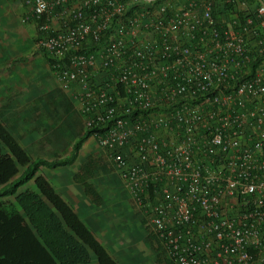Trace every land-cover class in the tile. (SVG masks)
<instances>
[{
  "label": "built area",
  "instance_id": "obj_1",
  "mask_svg": "<svg viewBox=\"0 0 264 264\" xmlns=\"http://www.w3.org/2000/svg\"><path fill=\"white\" fill-rule=\"evenodd\" d=\"M20 1L165 259L264 264V0Z\"/></svg>",
  "mask_w": 264,
  "mask_h": 264
},
{
  "label": "crops",
  "instance_id": "obj_2",
  "mask_svg": "<svg viewBox=\"0 0 264 264\" xmlns=\"http://www.w3.org/2000/svg\"><path fill=\"white\" fill-rule=\"evenodd\" d=\"M2 17L6 22L4 26L1 23ZM34 20L29 9L20 0H0V79H2L0 81V126L16 139L21 149L28 154L30 162L39 158L52 161L70 156L74 142L86 129L85 115L80 109L79 100L75 97V90H59L56 75L51 69L46 54L35 48L38 33L37 23ZM7 26H10V30L4 28ZM72 112L79 118L76 119L74 115H71ZM24 121L27 129L23 126ZM47 122L51 125L50 130L55 129V132H58L57 140H60V136L62 137L60 141H56L54 135L47 138L50 133L45 134L43 130L38 129L41 124L44 125ZM31 130H35V134H32ZM65 136H68L66 143ZM105 156L106 153L98 146L97 140L89 136L81 144L71 163L53 168L41 165L36 175L47 180L55 194L85 224L117 264H173L165 259L159 241L145 228L140 214L142 228L138 231V236L143 239V248L135 252L130 246L133 242L117 241L119 237L115 233L119 231L117 227L109 225L110 223H102L105 221L103 218L106 213L110 211L108 206L111 211L115 210L114 214L119 211V207L115 209L117 204L115 207L113 203L106 204V199L109 200V196L111 199L115 196V200L119 201L123 197L122 195L118 198L121 194L119 190L121 183L110 164L109 171L104 173L101 170L104 167L100 165V162L103 158L106 159ZM28 165L29 163L19 165L18 173L10 181L16 179ZM4 185L0 186V189ZM88 185L99 196V204H94L87 193ZM26 190L32 191L49 207L58 218L63 231L73 235L60 212L38 190L34 179L20 186L14 195L0 197L2 208L16 210L29 224L24 210L15 200V196ZM123 191L125 195H128L126 190ZM130 203L132 204L131 200ZM94 207L95 212L90 211ZM98 216H100V223L95 221ZM107 230L110 232L107 233ZM33 234L39 244L50 254L53 263L62 264L45 245L42 238L35 231ZM75 239L83 244L77 237ZM84 247L86 248L85 245ZM139 252L142 256H138ZM143 252L147 255H143ZM75 264H97V260L95 255L90 253L88 263Z\"/></svg>",
  "mask_w": 264,
  "mask_h": 264
},
{
  "label": "trees",
  "instance_id": "obj_3",
  "mask_svg": "<svg viewBox=\"0 0 264 264\" xmlns=\"http://www.w3.org/2000/svg\"><path fill=\"white\" fill-rule=\"evenodd\" d=\"M33 19L37 22L36 18L33 17ZM155 110L158 111V109ZM135 114L136 112L133 116ZM105 129L106 127L86 128L74 142L71 154L67 158L52 161L39 158L30 162L28 154L21 149L16 139L0 126V143L7 150L5 153H0V186L5 184L0 189V197L14 195L20 186L34 179L38 190L60 212L65 224L73 233L68 235L63 231L58 218L49 207L32 191L26 190L15 196V200L24 210L29 224L16 210L2 208L0 203V264H54L50 254L37 241L34 231L62 264L88 263L90 253L95 255L97 264H117L85 224L55 194L47 180L36 175L41 165L53 168L71 163L84 140L95 132L103 133ZM27 163L29 165L25 170L16 179L10 181L18 173V166ZM87 193L94 204H99V196L90 185H88Z\"/></svg>",
  "mask_w": 264,
  "mask_h": 264
},
{
  "label": "rangeland",
  "instance_id": "obj_4",
  "mask_svg": "<svg viewBox=\"0 0 264 264\" xmlns=\"http://www.w3.org/2000/svg\"><path fill=\"white\" fill-rule=\"evenodd\" d=\"M1 23L3 24V26H4V24H6V22L4 20V17H2ZM14 25L15 24H13V27H15ZM23 25H25V24H23ZM4 28H6L7 30H10V26L9 27L8 26L4 27ZM3 33H4V31H3ZM1 80L2 79H0V81ZM58 85H59V83H58ZM59 90H63L60 85H59ZM71 115H74L76 117V119L79 118V116L77 114L73 113V112L71 113ZM80 122H81V119H80ZM26 125L27 124L24 121L23 126L25 128H26ZM50 128H51V125H50L49 122H47V124H44V125L41 124L40 128H38V129L41 130V131L43 130L45 132V134L50 133V134L47 135V138L48 137H53V135H54V138H56V141H60L62 139V137L60 136V140H57V138L59 137L58 132H55V129L54 130H50ZM51 131H54V132H51ZM31 132H32V134H35L36 131L35 130H31ZM67 137L68 136H65V143L67 141ZM24 141H25V138H24ZM3 147H4V145H2L0 143V153H5L7 151ZM105 158H106V156H105ZM100 163H101L100 165L102 167H104L103 169H101V170H103L104 173L109 171V169H108L109 168V164L107 163L106 159L103 158L102 162H100ZM108 174H110V173L108 172ZM110 175L113 176L112 174H110ZM118 180H119V178H118ZM120 183L121 184H119V190H121L120 191L121 194L118 195V198H120L122 195H123V197L120 198L119 201H118V199L115 200L116 199L115 196H113L112 199L109 196V200L106 199V201H105L106 204H108V202L109 203H113L114 207H115V204H117V207H115V209L117 210L118 207H119V211L116 214H114L115 210L111 211V209L108 206V210H110L112 213H110V211L108 213H106L105 217L103 218L105 221H103L102 223L103 224H106V223L109 224L110 223L109 225H114L115 227H117L119 231L115 232V233L119 237H118V240L117 239L116 240L117 241H121L122 240V241H127V242H133V244H131L130 246L134 248V252H135V250L139 251V250H141V248H143V245H142L143 239L139 238V236H138V231H140V229L142 228L141 227V223H140V215H139L138 211L135 210L132 207V204L130 203L129 193L127 191L126 186L121 181H120ZM123 190H126L128 195H125V191H123ZM95 210H96V208L94 207L90 211L95 212ZM99 217L100 216L95 218L96 219L95 221L97 223H100ZM109 228H110V226H109ZM109 232L110 231L107 230V233H109ZM101 233L105 234V232H101ZM115 233L113 234V236L115 235ZM137 246H140V247H137ZM123 249L125 250V248H123ZM143 255H147V253L143 252ZM138 256H142L140 252L138 253Z\"/></svg>",
  "mask_w": 264,
  "mask_h": 264
}]
</instances>
